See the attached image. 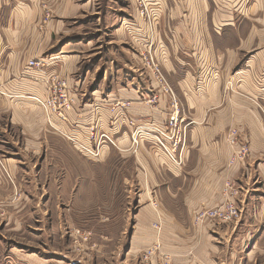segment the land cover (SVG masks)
Wrapping results in <instances>:
<instances>
[{"label": "crops", "instance_id": "1", "mask_svg": "<svg viewBox=\"0 0 264 264\" xmlns=\"http://www.w3.org/2000/svg\"><path fill=\"white\" fill-rule=\"evenodd\" d=\"M39 1L0 0V211L27 209L20 201L29 199L23 185L37 183L36 172L25 170L27 157L49 146L54 132H69L82 143L78 137L88 136V127L96 123L97 131L115 137L125 158L134 125L161 126L171 111L166 96L154 99L157 87L145 81L141 60L135 65L127 56L126 43L140 50L149 36L131 9L130 20L124 19L114 33L123 46L117 58L129 76L118 79L117 89L98 102L96 113L84 105L62 118L45 115L36 101L48 94L45 81L67 78L73 95L69 77L79 61L71 50L53 49L63 36L65 17L46 27ZM151 2L157 19L153 54L181 105L187 144L185 162L176 168L154 139L141 138L136 162L152 203L150 221L154 213L165 219L170 211L160 239L173 264H264V0ZM30 61L39 66H29ZM231 129L249 150L245 161L232 165L224 139ZM228 181L238 189L242 220L195 228L193 211L222 203Z\"/></svg>", "mask_w": 264, "mask_h": 264}, {"label": "rangeland", "instance_id": "2", "mask_svg": "<svg viewBox=\"0 0 264 264\" xmlns=\"http://www.w3.org/2000/svg\"><path fill=\"white\" fill-rule=\"evenodd\" d=\"M155 6L151 0L39 1L45 18L43 25L48 26L52 20L55 22L65 17L60 24L63 36L55 41L53 49L71 50L70 54L78 57L79 69L69 77L75 99V105L69 110L88 105L96 113L99 110L98 102L101 104L102 98L117 89L118 79L126 76L117 58L123 46L118 43L114 33L124 19L130 20L131 9H135L147 26L148 42L140 50L131 49L126 43L127 56L135 65L137 58L141 60L140 69L145 81L148 84L153 82L157 87L153 93L154 99L159 95L166 96L171 111L167 121L158 127L136 126L129 121V125L134 127L130 134L129 153L125 158L117 150L115 137L97 131L96 123L88 127V136L78 137L82 143L69 132H54L56 135L51 136L54 141L49 146H42L38 156L27 157L30 162L25 164V170L37 175V183L23 185L29 199L26 196L20 201L26 204L27 209L0 211V264H151L159 259L160 264H173L171 255L163 251L160 239L162 225L165 226L163 215L154 213V220L150 221L152 203L149 191L139 179L141 168L136 162L142 137L154 139L167 161L176 168L185 162L187 125L181 117V105L153 54L154 23L157 21ZM153 66L157 67L177 100L179 128L174 137H171L167 127L173 111L172 95L153 75ZM52 78H47L45 83ZM46 89L48 93V87ZM47 97L49 93L45 99ZM40 109L47 115L44 108ZM232 132L236 130L231 129L224 136L232 151L231 165L245 161L249 151L247 143L241 141L238 134V145L233 147L229 144ZM175 137L177 145L174 144ZM244 147L247 152L241 158ZM33 163L37 164L34 168ZM13 189L14 192L18 190L14 186ZM237 190L235 183L225 182L223 202L219 205L229 201L231 193L236 191L230 200L241 212L238 219L221 224L202 219V223H197L195 217L199 211L213 208L200 205L191 215L192 225L195 228L207 225L216 227L240 222L242 208L236 200ZM17 201L15 199L14 202ZM169 213L165 211L164 214L169 217Z\"/></svg>", "mask_w": 264, "mask_h": 264}, {"label": "built area", "instance_id": "3", "mask_svg": "<svg viewBox=\"0 0 264 264\" xmlns=\"http://www.w3.org/2000/svg\"><path fill=\"white\" fill-rule=\"evenodd\" d=\"M29 65L32 67H37V66H39V63H37L35 61H30ZM151 69H152L153 75L157 79H159V81L162 83L164 90L166 92H170L172 95L171 99H172V104H173V111L170 114L167 127L171 132V137H174L176 130L179 128L178 127V125H179V110H178L177 100L173 96L171 90L168 88L166 82L164 81V79H163L162 75L160 74V72L158 71L157 67L153 66ZM46 83H47V87H48L49 97H47V99H45V100L37 99L36 101L40 107L44 108L45 112H47V115L48 114H53V115L57 114L58 117L62 118V116L75 105V101H74L75 99H74L73 95L68 90L67 81L64 79H58L56 77H53L50 81H48ZM161 134H163V133H161ZM171 137H169V138H171ZM176 138L177 137H175L174 144L177 145L178 143L176 141ZM229 144L233 147H236L238 145L236 132L230 133ZM244 148L245 149L242 150L241 151L242 153L240 154L241 158L242 157L244 158V156L247 152L246 147H244ZM235 195H236V191H233L231 193V198H234ZM230 199H229V201H226L223 204L218 205L216 207H213L207 211H199L195 217L196 222L202 223L201 220L204 219V221H210V222L221 224V223H228V222H231V221L238 219L241 212L237 209V207L235 206V203L233 201H231Z\"/></svg>", "mask_w": 264, "mask_h": 264}]
</instances>
